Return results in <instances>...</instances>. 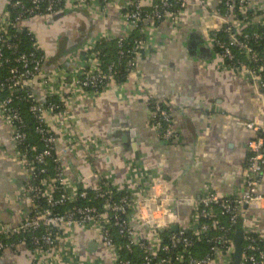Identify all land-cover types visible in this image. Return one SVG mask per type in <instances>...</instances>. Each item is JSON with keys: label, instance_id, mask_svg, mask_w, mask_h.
I'll use <instances>...</instances> for the list:
<instances>
[{"label": "built area", "instance_id": "2783aa9c", "mask_svg": "<svg viewBox=\"0 0 264 264\" xmlns=\"http://www.w3.org/2000/svg\"><path fill=\"white\" fill-rule=\"evenodd\" d=\"M31 8L26 9L23 0H3L0 5V44L7 48H13L10 43L7 28L11 26L17 30L24 28L25 15L38 13L40 4L46 2L44 15H54L65 10H73L84 7L98 19L105 18L109 7L116 1H120L119 19L124 34L113 35L110 31L99 34V38L82 44L67 56L63 64L51 68L47 73H42V61L44 54L40 50L36 34L32 29L27 33L34 39L33 52L20 54L16 58L18 66L8 69L5 84L0 82V92L6 87L8 90L20 89L26 91L25 98L32 101L29 111L38 121L34 131L41 137L42 148L31 146L32 160L29 161L26 151L19 148L26 139L22 131L20 113L10 108L12 101L8 96L0 99V118L9 126L10 141L14 147V157L22 166L27 175V181L22 190L27 195L28 209L15 223H0V236L9 239L20 234H28L31 246L30 252L34 264H82L75 258V232L76 230L92 229L99 237L100 250L107 255L112 264H129L122 261L117 253V248L111 238L108 226L114 225L119 232L127 237L128 248L131 244L138 246L144 253V264H149L157 257L159 252L170 251L177 245L184 248L190 246V241L184 232L170 236V243L164 244L159 235L163 228H167L168 208L171 200L162 179H153L149 188L143 190L135 175L124 184L122 189H117L110 179L109 174L95 173V184L91 187H79L65 173L62 157L73 155L81 164H90L99 153L105 151L104 145L93 136H81L77 133L78 122L75 111L80 102L92 99L98 95L95 87L103 84L102 90L112 87H121L124 82H117L114 77V64H110L106 70L97 59L98 51L96 43L100 39L116 38L121 42L133 30H139L142 37L134 40L131 49V58L128 60L127 80L137 74L136 59L139 56L147 39L157 33L160 26L170 23L177 30L183 16L189 14L191 7L196 6L205 9V0H175L178 4L172 9L173 2L159 0V4L153 0H29ZM152 7V11L142 14L141 8L146 5ZM225 10L218 7L207 10V15L213 18L217 27L209 33V42L220 49L215 62L216 68L221 72L233 71L239 77L251 82L257 88V96L264 102V62L263 57L254 51L248 43V35L244 29L249 25L264 26V18L256 20L258 15H264V10L258 14L248 6V0H222ZM221 2V3H222ZM9 6L21 9L16 16H12ZM23 10V11H22ZM252 11V18L248 20L247 12ZM254 12V13H253ZM258 14V15H257ZM219 32L227 34V40L222 41L218 37ZM253 39L261 38L257 31L251 34ZM233 48H238L257 67L252 68L242 61L234 65L227 64L232 60ZM2 48L0 47V68L4 62ZM69 62L75 67L66 68ZM91 88V89H90ZM140 90L143 100L149 108V121L152 128L160 133L166 140L175 136L172 127L170 113L160 106L152 96L144 90ZM90 89V90H89ZM92 90V91H91ZM94 91V92H93ZM39 94L44 100H41ZM56 97L55 99H49ZM252 137L247 142L248 158L243 170V190L236 197H221L212 190H206L198 201H193L190 209V225L185 231H191L197 240L208 235L210 231H226L221 223L215 207L221 209L222 214L228 216L232 224L240 222L243 230V247L240 264H264V247L258 244L263 240L259 233V226L255 216H245L247 209L264 208V193L259 190L264 183V123L261 121H249L244 126ZM171 139V140H172ZM55 164V173L46 177L48 164ZM40 175H43L39 177ZM164 188H163V187ZM88 190L94 193V199H102L100 208L89 206L73 208L71 212L55 214L52 208L55 205L72 203L77 198H86ZM124 191L126 194L118 201L110 200L113 192ZM127 210L129 212L127 213ZM127 213L125 218L120 215ZM166 215V216H165ZM132 222L144 226L142 234L137 233ZM214 241L211 254L203 258H185L178 253L171 259H161L159 264H174V262L186 264H230L233 253L232 238L224 234L216 235L210 239ZM26 242L20 238L17 242ZM264 241V240H263ZM15 243H5L0 238V254L7 248L14 247ZM92 264V263H90Z\"/></svg>", "mask_w": 264, "mask_h": 264}, {"label": "crops", "instance_id": "0c3cea01", "mask_svg": "<svg viewBox=\"0 0 264 264\" xmlns=\"http://www.w3.org/2000/svg\"><path fill=\"white\" fill-rule=\"evenodd\" d=\"M221 2L205 0V9L191 7L177 30L170 23L161 25L153 36H146L150 39L136 59L135 77L80 102L75 111L77 133L98 138L105 151L90 164H81L73 155L62 157L65 173L79 187L93 186L97 172L109 174L117 189L135 175L140 187L144 184V192L153 179L161 178L173 200L164 220L170 222L169 228L177 225L184 230L190 225L192 202L200 200L207 189L221 197L241 193L246 146L252 137L244 126L249 121L264 123V102L251 82L216 68L217 53L208 38L217 23L206 9ZM120 4L114 2L101 19L80 7L26 20L24 26L35 32L48 59L42 73L63 64L78 44L94 41L106 30L124 34ZM248 6L261 12L264 0H248ZM263 18L258 15L256 20ZM73 67V62L66 66ZM137 86L169 111L175 132L172 140L165 142L152 128L148 105ZM39 97L44 100L41 94ZM9 134V126L0 118V223H15L28 209L22 190L28 177L14 157ZM259 190L264 193L263 182ZM244 213L256 217L264 240V208ZM132 225L138 235L143 233L144 226ZM98 239L92 229L76 230L74 259L82 264H112L100 250ZM0 264L34 261L29 246L18 241L0 254Z\"/></svg>", "mask_w": 264, "mask_h": 264}, {"label": "trees", "instance_id": "16d2710c", "mask_svg": "<svg viewBox=\"0 0 264 264\" xmlns=\"http://www.w3.org/2000/svg\"><path fill=\"white\" fill-rule=\"evenodd\" d=\"M155 3L159 4V0H153ZM173 2L174 8L176 9L178 7V4L175 2V0H170ZM24 7L26 9L31 8L32 4L29 0H23ZM45 5L46 2H42L40 4V9L38 10V13L31 14V15H25L23 19V24L26 20L34 17L44 14L45 11ZM11 15L16 16L21 9L19 8H13L12 6L8 7ZM224 2L219 4L218 9L220 11L225 10ZM142 14L149 13L152 11V7L149 5H144L142 8ZM23 11V10H22ZM62 13V12H61ZM254 13V12H253ZM260 14V12H257ZM60 14V13H58ZM257 14V15H258ZM248 20H250L253 16L252 11L247 12ZM244 33L248 35V43L251 45L252 49L256 51L260 56L263 57L264 62V26L263 27H257L254 25H249L244 30ZM253 31H257L261 38L259 39H253L251 37V34ZM9 39L11 40L10 43L14 45L13 48H7L6 46H1L4 62L2 67L0 68V82H3L5 84V79L8 76V69L12 66L17 65L16 58L20 54H29L33 52V42L34 39L27 33V28L24 27L20 30H17L11 26H8L7 28ZM143 35L139 32V30H133L129 36H127L125 39H123L121 42H118L116 38H110V39H100L96 43V49L98 51V55L96 56L97 59L100 61L101 66L104 70L107 69V67L110 64H114V77L117 82H124L127 80V70L128 65L127 62L131 58V49H133L134 46V40L142 37ZM218 37L222 41L227 40V34L225 32H219ZM84 41V40H82ZM82 44H78L75 49L78 47H81ZM214 51L218 53L220 51L219 48L216 46H213ZM232 52L234 54V57L232 60H227V64L234 65L238 61H242L248 66L255 68L257 67L256 64H254L243 52H241L238 48H233ZM48 63V59L44 57L42 61V66L45 67ZM42 67V68H43ZM263 78H264V71H263ZM103 84H98L97 87H95V90L97 93H100L102 91ZM91 89V88H90ZM89 89V90H90ZM92 91V90H91ZM94 92V91H93ZM26 91L20 90V89H14V90H8L6 87L3 88V90L0 92V99H4L8 96L11 97L12 101L10 102L9 106L12 109L17 110L20 115L22 122L17 123L18 126H21V129L26 134V139L23 142V144L20 146L21 151H26L28 154L29 161L32 160V152L30 150L31 146H36L37 149L42 148V141L41 137L38 133L34 131V127L38 125V121L34 118L32 113L29 111V107L32 104V101L25 98ZM49 99H55L57 101L56 97H50ZM55 173V164L49 163L48 164V172L46 173V177L52 176ZM43 175H40L41 177ZM126 192L124 191H117L113 192V197L110 198V200H114L118 202ZM102 199H94V193L91 190H88V196L86 198H77L72 203H66L62 205H55L52 208L53 213L55 214H63L65 212H71L73 208H84L89 206H95L97 208H100L102 205ZM216 213L221 221V223L225 226L226 231H210L208 235H205L202 239L197 240L196 237L191 233V231H185L184 229H178L177 231L173 232L169 227L163 228L159 235L162 239V242L164 244L170 243V236L174 234H179L180 231L184 232V236L188 238L190 241V246L188 248H184L182 244L177 245L175 248H172L170 251L164 252L161 251L157 255L155 259H153L149 264H159V260L161 259H171L174 261L176 255L178 253L182 254L185 258H189L191 256L192 258H203L204 256L211 254L212 250L211 248L214 246V241H211L212 237H215L216 235L224 234L226 236H229L232 238V235L236 228L240 226V222L236 221L235 224H232L230 220H228V216L226 214L221 213V209L216 206L215 207ZM129 210H127V213ZM127 213L120 215L122 218H125V215L127 216ZM109 233L111 235V238L117 248V253L119 254V257L122 261H127L129 264H144V253L142 250L136 246L131 244L128 248L126 247L128 243V239L126 236L121 234L119 232V228L114 225L108 226ZM1 240H3L5 243H15L20 238L25 239V243L27 246H31L30 239L28 237V234H20L13 236L9 239H5L2 236H0ZM258 244L262 247H264V241L259 239ZM174 264H186V263H179L174 262Z\"/></svg>", "mask_w": 264, "mask_h": 264}, {"label": "water", "instance_id": "95a60500", "mask_svg": "<svg viewBox=\"0 0 264 264\" xmlns=\"http://www.w3.org/2000/svg\"><path fill=\"white\" fill-rule=\"evenodd\" d=\"M170 229L175 232L178 230L177 225H171ZM233 242V253L232 260L230 264H240L242 257V247H243V230L241 228H236L232 235ZM93 242H90V245H93Z\"/></svg>", "mask_w": 264, "mask_h": 264}]
</instances>
